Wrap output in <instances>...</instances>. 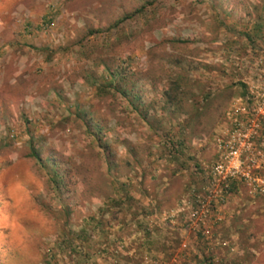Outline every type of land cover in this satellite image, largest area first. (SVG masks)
<instances>
[{"label": "rangeland", "instance_id": "374dc122", "mask_svg": "<svg viewBox=\"0 0 264 264\" xmlns=\"http://www.w3.org/2000/svg\"><path fill=\"white\" fill-rule=\"evenodd\" d=\"M45 263L264 264V0H0V264Z\"/></svg>", "mask_w": 264, "mask_h": 264}, {"label": "built area", "instance_id": "2783aa9c", "mask_svg": "<svg viewBox=\"0 0 264 264\" xmlns=\"http://www.w3.org/2000/svg\"><path fill=\"white\" fill-rule=\"evenodd\" d=\"M235 139L225 141L223 144V153L219 161L214 163L208 170V176L210 178V185L214 188L223 187L226 188L227 182L236 178L249 184H261L257 178H254L250 173L254 165L252 159V148L248 141L249 134L247 131H237ZM211 188V187H210ZM220 188V189H221ZM212 193V194H210ZM209 193L210 200L215 199V192L211 190ZM201 210L199 214L192 212L191 217L198 219H205L207 215V204L200 203ZM198 214V215H197Z\"/></svg>", "mask_w": 264, "mask_h": 264}, {"label": "trees", "instance_id": "16d2710c", "mask_svg": "<svg viewBox=\"0 0 264 264\" xmlns=\"http://www.w3.org/2000/svg\"><path fill=\"white\" fill-rule=\"evenodd\" d=\"M144 9H145V7H143V6L137 8L133 13L125 15L122 18V20H120L119 22H116L114 26H117L119 23H121L124 20H130L134 16L136 17V16H139V15H143L145 13V10ZM110 76H112V73H110ZM172 91H173V93L167 97L166 101L168 103L174 104V100H175L176 96L179 95V94L180 95H184V94L182 93V91H179L178 90L177 86H175V88H173ZM120 94L122 96L126 97L125 91H120ZM208 97H209V94H205V95H203L202 100L205 101V100H207ZM135 110H138V108L135 107ZM141 117H142L143 120L147 121L146 118L144 117V115L141 114ZM150 127H151L152 130H155L152 125H150ZM168 134L167 133L164 134V137L166 139L163 142V145H162V147L160 149L162 150V154H164V152H167L168 154L171 155L172 158L175 159V156L178 155V154H180V152L182 150L183 140L182 139L181 140L180 139H177L176 141H173V140H171L169 138V135L170 134L169 135ZM100 148H101L102 152L105 154V158L107 159L108 156H109L108 155V148H107V146H105V145L104 146H100ZM30 157L33 158V160L37 164L42 165L41 159L39 158L38 153L36 151H32ZM107 162H108V159H107ZM43 167L45 168V165H43ZM49 168H52V166H49ZM45 264H48V263H45Z\"/></svg>", "mask_w": 264, "mask_h": 264}]
</instances>
